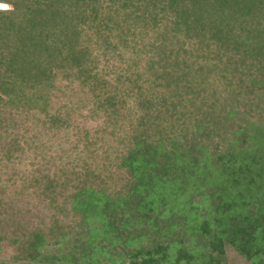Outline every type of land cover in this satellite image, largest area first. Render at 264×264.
I'll return each instance as SVG.
<instances>
[{
  "label": "trees",
  "instance_id": "obj_1",
  "mask_svg": "<svg viewBox=\"0 0 264 264\" xmlns=\"http://www.w3.org/2000/svg\"><path fill=\"white\" fill-rule=\"evenodd\" d=\"M3 2L0 109L67 129L75 81L109 133L30 180L55 212L0 264H264V0Z\"/></svg>",
  "mask_w": 264,
  "mask_h": 264
},
{
  "label": "rangeland",
  "instance_id": "obj_2",
  "mask_svg": "<svg viewBox=\"0 0 264 264\" xmlns=\"http://www.w3.org/2000/svg\"><path fill=\"white\" fill-rule=\"evenodd\" d=\"M49 99L50 111L69 114L67 129L43 125L45 118L34 111L27 113L8 106L0 109L6 119L0 125V225L4 240H9L15 224L34 226L46 222V217L55 212L30 187V180L41 172L53 171L62 165V159L77 155L84 131L92 134L95 129L103 128L109 133L103 112L92 110L87 89L77 82L59 80ZM102 135L104 143L109 144V137ZM10 143L15 151L8 147ZM73 144H76L75 150H72ZM11 251L10 245H2L0 259L7 258ZM226 255L233 264H249L233 250L227 249Z\"/></svg>",
  "mask_w": 264,
  "mask_h": 264
},
{
  "label": "clouds",
  "instance_id": "obj_3",
  "mask_svg": "<svg viewBox=\"0 0 264 264\" xmlns=\"http://www.w3.org/2000/svg\"><path fill=\"white\" fill-rule=\"evenodd\" d=\"M12 9L10 4L4 3L3 0H0V11H9Z\"/></svg>",
  "mask_w": 264,
  "mask_h": 264
}]
</instances>
